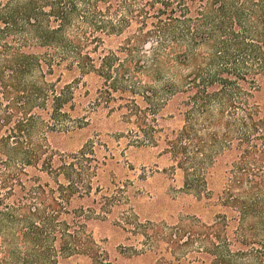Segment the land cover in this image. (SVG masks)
<instances>
[{"label":"trees","instance_id":"1","mask_svg":"<svg viewBox=\"0 0 264 264\" xmlns=\"http://www.w3.org/2000/svg\"><path fill=\"white\" fill-rule=\"evenodd\" d=\"M102 111L119 115L114 137L180 171L175 193L217 206L213 220L123 210L98 123L76 149L55 140ZM114 213L139 244L115 255L90 228ZM136 256L264 264V0H0V264Z\"/></svg>","mask_w":264,"mask_h":264},{"label":"rangeland","instance_id":"2","mask_svg":"<svg viewBox=\"0 0 264 264\" xmlns=\"http://www.w3.org/2000/svg\"><path fill=\"white\" fill-rule=\"evenodd\" d=\"M117 44L118 41L111 40L106 47L114 48ZM70 79L71 77L67 74L63 77L64 81ZM94 116L89 127H83L65 137H57L55 140L61 147L76 149L94 135L91 126H96L98 123L101 128L100 133H102L101 139L106 145L98 148V154L100 156L109 154L113 158V160L109 159V164L103 166L102 173L108 180L113 175L115 182L128 185L125 195L129 196L127 199L129 203L123 206V210L133 204L141 220H164L173 223L184 215H194L205 222L213 220L219 209L217 206L205 204V200L197 202L190 196L175 193L181 185V174L180 171L172 174V171L168 170L170 163L166 157L158 156L157 150L153 148L129 146L125 137H114V132L117 133L124 128L119 123V115L107 116L102 111ZM114 216L116 218L117 213L105 222L92 223L90 228L98 242L100 241L104 248L115 255V248L120 243L125 245L132 243L134 246L139 244L137 245V240L133 241L131 238L127 240V234L113 224ZM123 262L125 264H154V259L150 256H136L123 260ZM184 264L196 263L186 262Z\"/></svg>","mask_w":264,"mask_h":264}]
</instances>
